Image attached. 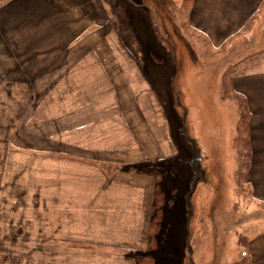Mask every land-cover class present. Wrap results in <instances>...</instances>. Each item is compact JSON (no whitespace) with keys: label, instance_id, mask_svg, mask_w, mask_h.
I'll use <instances>...</instances> for the list:
<instances>
[{"label":"crops","instance_id":"1","mask_svg":"<svg viewBox=\"0 0 264 264\" xmlns=\"http://www.w3.org/2000/svg\"><path fill=\"white\" fill-rule=\"evenodd\" d=\"M186 10L190 26L215 50L241 43L246 48L252 35L264 33V0H194ZM105 13L100 0H11L0 6V81L11 89L2 111H27L12 144L28 149L29 139L45 153L33 158L12 151L1 172L9 181L7 203L0 202V234L24 264H137V256L149 251L157 180L139 167L160 156L143 152L149 144L142 131L136 139L123 127L110 136L122 149L106 150V128L95 123L102 115L88 113L113 97L106 87L118 71L114 66L129 59L112 54L110 26L93 30ZM252 45L262 51L231 65L230 73L251 112L248 176L260 202L264 44ZM111 165L122 168L107 171ZM247 257L248 264H264V230L249 240Z\"/></svg>","mask_w":264,"mask_h":264},{"label":"rangeland","instance_id":"2","mask_svg":"<svg viewBox=\"0 0 264 264\" xmlns=\"http://www.w3.org/2000/svg\"><path fill=\"white\" fill-rule=\"evenodd\" d=\"M100 1L106 13L93 30L110 26L106 41L112 43V54L129 59L126 63L117 59L120 66H114L118 71L106 87L113 97L88 113L102 115L95 123L106 128V150L122 149L110 136L123 127L127 137L136 139L142 131L149 144L143 152L160 156L138 165L160 173L162 216L155 228L156 247L147 254L155 264L243 262L249 240L264 230V201L253 196L251 160L238 143L239 106L222 99L221 84L231 65L262 51L252 44H264V33L252 35L246 48L241 43L215 50L190 26L182 0ZM2 81L0 202L5 204L3 189L9 176L4 178L1 172L9 165V153L20 150L33 158L45 153L29 139L28 149L12 144V134H18L27 111H2L11 91ZM117 165L106 170L118 171L122 166ZM4 237L0 234V264H24V257L11 254L13 243ZM22 244L17 242L16 247Z\"/></svg>","mask_w":264,"mask_h":264},{"label":"trees","instance_id":"3","mask_svg":"<svg viewBox=\"0 0 264 264\" xmlns=\"http://www.w3.org/2000/svg\"><path fill=\"white\" fill-rule=\"evenodd\" d=\"M11 0H0V6L5 5ZM194 0H184V7L189 9L193 5ZM222 98L224 100H234L237 102L239 106L240 118L237 123V135H238V143L244 148V154L249 161L251 160V152H250V120H251V112L249 110L247 99L238 93L235 92L233 81L231 78L230 71H227L222 78ZM250 168V166H249ZM248 170V169H247ZM153 175L157 176V189L155 196V203L153 208V216L151 223V233L149 237V251H152L156 247V239H155V228L158 226L161 216H162V206H161V190H160V173L156 171L151 172ZM249 259L246 256L244 261L239 262L237 264H248ZM137 264H155L154 258L151 254L147 255H139L137 256Z\"/></svg>","mask_w":264,"mask_h":264}]
</instances>
